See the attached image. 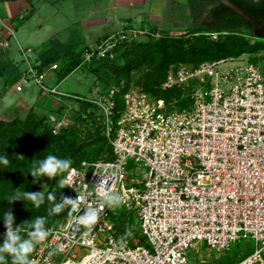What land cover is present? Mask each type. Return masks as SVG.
<instances>
[{
  "label": "built area",
  "instance_id": "built-area-1",
  "mask_svg": "<svg viewBox=\"0 0 264 264\" xmlns=\"http://www.w3.org/2000/svg\"><path fill=\"white\" fill-rule=\"evenodd\" d=\"M144 34H110L85 52L84 62L112 58L119 40ZM8 46V40L0 44ZM19 48L27 65L24 80L59 99L98 107L113 151L112 158L84 160L65 174L73 185L65 188L66 196L79 194L82 210L96 207L97 222L85 228L78 223L79 214L68 215L48 229L47 240L31 254L33 264H189V251L196 245L205 242L223 252L249 238L253 249L233 264H264V73L259 66L239 58L196 67L173 64L162 87L197 82L189 107L169 110L164 100L132 89L119 96V107L123 81L104 91L95 87L92 96L63 91L45 84L58 64L40 72L29 57L32 49ZM67 123L58 121L55 130ZM131 161L143 164L146 174L136 177ZM100 177L106 186L98 187ZM107 195H119L120 205L136 212L138 234L118 229ZM58 246L63 252L56 251Z\"/></svg>",
  "mask_w": 264,
  "mask_h": 264
},
{
  "label": "trees",
  "instance_id": "trees-1",
  "mask_svg": "<svg viewBox=\"0 0 264 264\" xmlns=\"http://www.w3.org/2000/svg\"><path fill=\"white\" fill-rule=\"evenodd\" d=\"M27 1L31 3L32 0ZM231 1L264 22V0ZM189 2L194 13L193 27L178 35L162 34L160 37H156L157 28L148 31L143 29L146 34L140 38L131 41L119 40L114 47L112 58H93L91 62H84L85 52L90 50L92 45L101 42L104 37L97 39L95 44H89L83 38L67 43L57 41L35 59L31 56L33 52L29 57L40 72L49 71L53 64H58L57 69L52 72L55 73L56 84L59 86L79 69H86L94 75L95 87L101 88L102 91L114 84L120 85L123 81V87L116 98L119 107L122 106L119 96L132 89L137 94L148 93L156 99L164 100L169 110L187 108L191 105V95L198 88V83L192 81L187 86L177 85L163 89V83L173 64L196 67L209 60L241 58L248 54L251 64L259 66V58L256 55L264 57V39L254 35L250 22L218 0ZM33 14L32 5L23 16L18 15L13 19L14 28L23 24ZM213 33L217 38L212 37ZM12 39L14 36L10 31L3 33L0 30V44L4 40L9 41L7 48L0 47V78L5 86L19 82L26 73L27 65L24 66L26 62L23 56L19 62L7 58L10 53L22 54L19 44L12 50ZM45 84L48 85L46 81ZM39 89V97H43L45 102H40L38 98L24 117L0 116V155L7 154L10 161L7 168H0V209H12L16 225L23 223L20 225L22 236L28 231V224L38 216L47 218L46 228L49 229L57 226L69 215L66 209L59 215L48 216L50 205L47 200L39 209L33 207L30 202L25 204L24 201H17L9 205L8 201L4 200L19 187L20 192L42 190L39 184L31 183L34 178L28 174L38 161L51 154L61 159H70L72 166H79L84 160L112 158L113 152L103 134V119L96 105L68 97L59 99ZM54 101H58V107L53 106ZM118 117L119 115H116L114 119ZM63 119L68 123L63 125L60 131H56L55 124ZM46 178H42L41 183H45ZM54 189L59 202L66 196V189L56 184L49 191ZM2 214L0 212V215ZM118 229L126 231L122 223H119ZM5 231L3 220H0V233ZM248 253L237 257V260Z\"/></svg>",
  "mask_w": 264,
  "mask_h": 264
},
{
  "label": "rangeland",
  "instance_id": "rangeland-1",
  "mask_svg": "<svg viewBox=\"0 0 264 264\" xmlns=\"http://www.w3.org/2000/svg\"><path fill=\"white\" fill-rule=\"evenodd\" d=\"M32 3L34 14L23 24H19L13 29L14 39H12L11 47L13 50L19 44L22 48H31L33 59L48 50L57 41L67 43L70 40L87 37L88 42L95 44L96 39L105 37L103 35L106 33L117 34L123 29L128 31L145 29L148 31L154 25L162 26L164 31L157 30V34H160V36L162 34L178 35L194 26V13L189 0H168L165 6L167 9L163 8L165 11L164 18L159 22L153 18L155 13L153 14L150 4L144 9L142 7L138 9L123 7L115 9V0H32ZM4 10L5 8L0 7L1 17L7 20L9 17L3 13ZM92 11H96L95 14H92ZM105 18H107V22L103 23ZM123 18L128 20L124 22L125 19ZM167 29L168 32L165 31ZM212 37L215 39L217 35H212ZM256 57L259 58L258 64L262 70L264 68V57H258V55ZM7 58L19 62L22 54L18 52L10 53ZM239 59L243 64H251L248 54ZM232 65H235V63H229V66ZM54 74V72L48 73L45 80L50 86L57 85ZM95 82L96 77L94 75L86 69H79L60 83V89L79 95L92 96ZM19 84L23 86L21 92L16 90V86ZM39 88L34 81L24 79L13 85L5 86L3 79L0 78V116L11 118L18 115L21 110V103L30 107L33 106L40 98ZM40 102H45V99L41 97ZM73 105L76 106L75 103ZM23 116L20 115V117ZM131 164L136 177L139 178L146 174L147 168L143 164L134 161H131ZM58 180V177L51 180L46 178L44 182L52 188L58 183ZM111 214L117 225L119 223L125 225L126 234L129 231L138 234L134 229L135 225H139L134 210L119 205L115 209H111ZM0 242H3V233H0ZM253 247L254 240L250 238L233 243L230 250L223 252L212 250L204 242L189 251V264H232L236 262L237 257L250 252Z\"/></svg>",
  "mask_w": 264,
  "mask_h": 264
},
{
  "label": "clouds",
  "instance_id": "clouds-1",
  "mask_svg": "<svg viewBox=\"0 0 264 264\" xmlns=\"http://www.w3.org/2000/svg\"><path fill=\"white\" fill-rule=\"evenodd\" d=\"M55 134V133H53ZM23 157V156H20ZM10 164L8 155H0V168H7ZM72 161L70 159H61L56 155H47L44 159L38 161L33 166L28 174L34 178L32 184H39L41 191H24L20 192L19 188H16V192L10 196H7L4 200H7L9 205L14 204L17 201L30 202L33 207L39 209L45 200L49 203L48 216H56L61 214L67 209L68 214L74 213L78 215V223L85 228L93 226L98 220L99 210L91 205L85 207L83 210L80 208L82 198L78 194L76 198H70L64 196L57 202V196L55 189L49 191L48 183H41L42 178L47 177L49 180L59 178L57 185L65 189L66 187H73L71 184V175L65 176V173L70 172ZM107 181L100 177L98 181V187L106 186ZM107 207L109 209H115L121 203V197L119 195H107L105 196ZM26 207V206H25ZM3 214L0 215V220H3L4 228L6 231L3 233V242H0V264H33L31 254L35 251L38 245L43 244L50 233L46 228V217L38 216L31 223L28 224V231L24 236L21 235L20 225H16V217L13 214L11 208L7 211L0 209ZM82 213V214H81ZM63 247L58 246L56 251L63 252Z\"/></svg>",
  "mask_w": 264,
  "mask_h": 264
},
{
  "label": "crops",
  "instance_id": "crops-1",
  "mask_svg": "<svg viewBox=\"0 0 264 264\" xmlns=\"http://www.w3.org/2000/svg\"><path fill=\"white\" fill-rule=\"evenodd\" d=\"M167 1L168 0H115L116 4L114 5V8L118 9V8L123 7V8H130V9H138L142 7L144 9L145 7H148L147 6L148 4H150L152 6L151 10L153 9L152 11L153 14L155 13V17L153 18H155V20L159 22V20H162L164 18L165 11L163 10V8L167 5ZM32 5H33L32 1L31 3H29L27 0H0V7L5 8L3 13L7 14L9 17L7 18V20H4L1 17V13H0V30H2L3 33H6L7 29L9 31L13 30L14 29L13 19L17 17L18 15L23 16L31 8ZM165 8L167 9V7ZM94 12L96 11H92L91 13L95 14ZM166 12L168 11L166 10ZM123 19H125L124 22L128 20L127 18H123ZM104 22H107V18L103 19V23ZM151 28H157L160 31H164L162 26L154 25V26H151ZM165 31L168 32V29ZM106 35H110V33H106L103 36H106ZM99 38H102V37H98L97 39ZM84 39L87 41L88 38L85 37ZM87 43L92 44V42H88V41ZM53 106L58 107L59 106L58 101H54ZM20 107H21V110H20V113L18 112V116L20 115L25 116L27 111L32 106L30 107L27 104L25 105L21 103Z\"/></svg>",
  "mask_w": 264,
  "mask_h": 264
},
{
  "label": "water",
  "instance_id": "water-1",
  "mask_svg": "<svg viewBox=\"0 0 264 264\" xmlns=\"http://www.w3.org/2000/svg\"><path fill=\"white\" fill-rule=\"evenodd\" d=\"M220 3L224 4L225 6L229 7L233 10L236 14L243 17L245 20L250 22L253 25V33L258 38L264 39V22L253 17L251 14L247 13L246 11L239 8L235 5L231 0H218Z\"/></svg>",
  "mask_w": 264,
  "mask_h": 264
}]
</instances>
